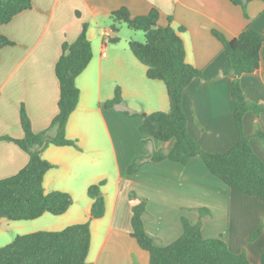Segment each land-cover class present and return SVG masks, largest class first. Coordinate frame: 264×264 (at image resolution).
Listing matches in <instances>:
<instances>
[{
	"label": "crops",
	"instance_id": "0c3cea01",
	"mask_svg": "<svg viewBox=\"0 0 264 264\" xmlns=\"http://www.w3.org/2000/svg\"><path fill=\"white\" fill-rule=\"evenodd\" d=\"M32 3L31 9L0 26V32L16 43L1 50L0 180L17 174L30 158L18 144L1 137H24L20 122L22 104L35 132L50 126L59 112L60 83L55 67L62 45L75 41L87 23L93 58L77 78L80 101L66 128V136L77 140L79 147L50 145L43 152V158L54 164L44 177L45 192H68L73 204L59 216L46 213L35 220L14 223L1 219L0 234L7 228H15L21 234L60 231L89 221L92 236L89 264H150V252L132 236V208L146 200L145 228L157 245L165 246L179 238L183 233L182 218L186 217L192 222H202L206 238L223 237L230 250L246 251L252 264H260L264 230L254 241L249 237L264 223V202L231 189L210 172L201 157H193L186 164L169 159L147 162L134 174L128 173L136 158H147L158 150L167 153L174 147L175 139L160 141L140 131L144 115L169 111L170 99L166 85L165 88L158 85L156 90L149 81L152 79L145 77L147 67L136 59L132 65L138 74L122 78L121 74L112 73L115 81L123 79L119 86L124 100L106 108L105 102L114 97L117 86L104 88L111 59L108 61L109 54L102 56V52L105 36H115L110 24L112 13L122 7L132 16L145 15L157 8L159 25H171L176 30L184 27L180 35L186 61L203 73V77L194 79L184 90L188 132L205 150L222 153L237 142L239 133L232 97L234 77L223 72L229 65L228 55L213 29L229 39L249 28L263 32L264 2L250 1L246 11L231 0H32ZM118 62L129 73L125 61L120 58ZM240 82L246 98L264 108V43L260 67L243 74ZM257 129L264 131V112L246 113L244 132L254 153L264 162V140L256 136ZM102 180H106L102 187L106 211L103 217L94 219L88 188ZM201 209H206V213L202 214Z\"/></svg>",
	"mask_w": 264,
	"mask_h": 264
},
{
	"label": "trees",
	"instance_id": "16d2710c",
	"mask_svg": "<svg viewBox=\"0 0 264 264\" xmlns=\"http://www.w3.org/2000/svg\"><path fill=\"white\" fill-rule=\"evenodd\" d=\"M231 1L246 11L247 4L253 0ZM32 7V0H0V26ZM112 17L127 23L134 30L144 31L145 42L130 40V48L147 67V77L164 82L170 99L169 111L144 115L141 133L160 141L175 139L174 147L167 153L158 150L147 158H136L128 173L134 174L147 162L169 159L186 164L198 156L210 172L231 189L258 197L264 202V162L254 153L250 138L244 132L245 114L252 111L259 115L264 108L246 98L240 82L243 74L253 73L260 67L264 31L249 28L229 39L221 31L213 29V34L222 42L228 55L229 65L223 72L234 77L232 97L239 133L237 142L229 150L214 153L205 150L188 132V120L183 108L184 90L194 79L203 77V73L186 61V49L180 35L185 28L176 30L171 25H159L160 11L157 8L145 15L132 16L126 7H122L114 11ZM15 44L0 32V59L1 50ZM92 58V43L88 37V24L85 23L75 41L62 45V53L55 67L60 83L59 112L50 126L35 132L28 110L22 104L20 122L24 137H1L18 144L30 158L17 174L0 180V220L29 221L46 213L59 216L73 204L68 192H45L44 177L54 168V164L43 158V152L50 145L79 147L77 140L66 136V128L80 101L77 78ZM122 102V90L118 86L114 97L105 102V107L112 108ZM256 136L264 140V131L257 129ZM105 184L106 180H102L88 188V195L93 199L91 214L94 219L105 215L106 199L102 190ZM133 196L134 193L131 194ZM200 211L206 213V209ZM132 212V236L143 249L150 252V264H252L246 251L233 252L223 237L206 238L202 233V222H192L186 217L182 218L183 233L179 238L165 246L157 245L145 228L146 200L135 204ZM263 230L264 223L254 230L249 240H256ZM91 239L89 221L70 225L60 231L40 230L18 234L12 242L0 247V264H89ZM260 264H264V249Z\"/></svg>",
	"mask_w": 264,
	"mask_h": 264
},
{
	"label": "rangeland",
	"instance_id": "374dc122",
	"mask_svg": "<svg viewBox=\"0 0 264 264\" xmlns=\"http://www.w3.org/2000/svg\"><path fill=\"white\" fill-rule=\"evenodd\" d=\"M111 21L112 22L110 24H113L112 29L114 30L115 36H113V37L112 36L110 37L109 35L105 36V38L108 39L107 47H106V51L109 54L108 61L111 59L109 61V63H110L109 72L104 76V80H105L104 88L105 89H106V87L107 88L112 87L115 84L118 87L120 85V83H119L120 80H123V79H118V81H115V79L112 77L113 72L121 74L122 78H126V74H128V75H130L132 73L138 74V69H136L132 65V61L133 60L136 61L137 58H135V55L133 54V52L130 48L129 42H130V40H136L139 42H145V40H146L144 31L134 30V29L130 28L127 23L117 21L113 17L111 18ZM106 39H105V41H106ZM114 47L116 48V50H114ZM115 52L118 54L115 55ZM120 58H122L125 61V64L127 66V71L129 70V73H127L126 70L124 69V68H126L125 66L123 67V69L120 68V64L118 62ZM139 65H141V64H139ZM140 67H142V66H140ZM139 73H140V71H139ZM141 73H142V70H141ZM145 77H147V74ZM149 81L153 82L152 84L156 86V88H155L156 90H157L158 85L159 86L162 85L165 88V84L161 80H149ZM114 95H115V93H114ZM123 100H124V98H123ZM137 104H139V103H137ZM140 106H142V105H140ZM6 221H8L10 223L16 222V221L8 220V219H6ZM5 228H7V227H5ZM7 229H8V231L0 234V247L12 242L18 234H21V233H19L20 231H18L15 228H10V229L7 228Z\"/></svg>",
	"mask_w": 264,
	"mask_h": 264
},
{
	"label": "built area",
	"instance_id": "2783aa9c",
	"mask_svg": "<svg viewBox=\"0 0 264 264\" xmlns=\"http://www.w3.org/2000/svg\"><path fill=\"white\" fill-rule=\"evenodd\" d=\"M107 42H108V39H106V41H105V47L103 49L102 56H106L107 55V51H106Z\"/></svg>",
	"mask_w": 264,
	"mask_h": 264
}]
</instances>
